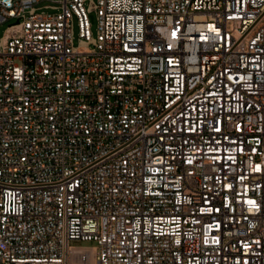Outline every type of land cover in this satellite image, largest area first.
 <instances>
[{
    "label": "built area",
    "instance_id": "built-area-1",
    "mask_svg": "<svg viewBox=\"0 0 264 264\" xmlns=\"http://www.w3.org/2000/svg\"><path fill=\"white\" fill-rule=\"evenodd\" d=\"M6 23L0 264H264V0H0Z\"/></svg>",
    "mask_w": 264,
    "mask_h": 264
},
{
    "label": "rangeland",
    "instance_id": "rangeland-1",
    "mask_svg": "<svg viewBox=\"0 0 264 264\" xmlns=\"http://www.w3.org/2000/svg\"><path fill=\"white\" fill-rule=\"evenodd\" d=\"M51 3L50 2H44L42 3L40 6H44V5H50ZM9 23H6V24H3L1 27H0V37L3 35L7 25ZM74 36H75V40H74V43L75 45L78 44V33H79V29H78V25H77V21L75 20L74 21ZM92 30H93V33L96 34V25L94 24L92 26ZM73 245H78V246H94L96 245L94 242H90V241H73L72 242Z\"/></svg>",
    "mask_w": 264,
    "mask_h": 264
}]
</instances>
